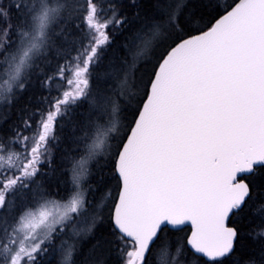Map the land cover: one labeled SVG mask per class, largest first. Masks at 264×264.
<instances>
[{
    "label": "snow or ice",
    "instance_id": "obj_1",
    "mask_svg": "<svg viewBox=\"0 0 264 264\" xmlns=\"http://www.w3.org/2000/svg\"><path fill=\"white\" fill-rule=\"evenodd\" d=\"M0 264H264V0H0Z\"/></svg>",
    "mask_w": 264,
    "mask_h": 264
}]
</instances>
